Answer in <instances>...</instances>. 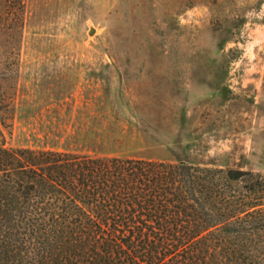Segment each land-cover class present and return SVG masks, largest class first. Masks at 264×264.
I'll return each instance as SVG.
<instances>
[{
	"label": "rangeland",
	"instance_id": "rangeland-1",
	"mask_svg": "<svg viewBox=\"0 0 264 264\" xmlns=\"http://www.w3.org/2000/svg\"><path fill=\"white\" fill-rule=\"evenodd\" d=\"M0 0L9 148L264 174V0ZM93 31V32H92Z\"/></svg>",
	"mask_w": 264,
	"mask_h": 264
},
{
	"label": "trees",
	"instance_id": "trees-1",
	"mask_svg": "<svg viewBox=\"0 0 264 264\" xmlns=\"http://www.w3.org/2000/svg\"><path fill=\"white\" fill-rule=\"evenodd\" d=\"M8 126L0 264H264V174L9 148Z\"/></svg>",
	"mask_w": 264,
	"mask_h": 264
},
{
	"label": "bare ground",
	"instance_id": "bare-ground-1",
	"mask_svg": "<svg viewBox=\"0 0 264 264\" xmlns=\"http://www.w3.org/2000/svg\"><path fill=\"white\" fill-rule=\"evenodd\" d=\"M93 32V31H92Z\"/></svg>",
	"mask_w": 264,
	"mask_h": 264
}]
</instances>
